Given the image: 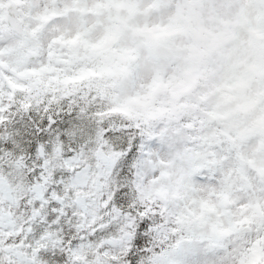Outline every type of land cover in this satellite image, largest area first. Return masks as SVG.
Returning a JSON list of instances; mask_svg holds the SVG:
<instances>
[{
    "label": "snow or ice",
    "instance_id": "snow-or-ice-1",
    "mask_svg": "<svg viewBox=\"0 0 264 264\" xmlns=\"http://www.w3.org/2000/svg\"><path fill=\"white\" fill-rule=\"evenodd\" d=\"M0 264H264V0H0Z\"/></svg>",
    "mask_w": 264,
    "mask_h": 264
}]
</instances>
